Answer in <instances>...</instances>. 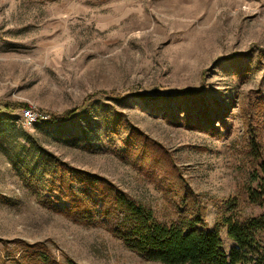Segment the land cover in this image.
Listing matches in <instances>:
<instances>
[{
  "label": "rangeland",
  "instance_id": "rangeland-1",
  "mask_svg": "<svg viewBox=\"0 0 264 264\" xmlns=\"http://www.w3.org/2000/svg\"><path fill=\"white\" fill-rule=\"evenodd\" d=\"M263 54L264 0H0V103L25 105L0 110V264L22 249L17 240L75 264H160L55 211V179L69 180L60 166L107 180L160 218L176 207L179 174L212 225L213 200L240 180ZM184 89L225 112L195 126L177 104Z\"/></svg>",
  "mask_w": 264,
  "mask_h": 264
},
{
  "label": "trees",
  "instance_id": "trees-1",
  "mask_svg": "<svg viewBox=\"0 0 264 264\" xmlns=\"http://www.w3.org/2000/svg\"><path fill=\"white\" fill-rule=\"evenodd\" d=\"M241 57L247 56L243 54ZM254 93L255 99L248 102L246 108L255 129L254 132L248 129L243 159L238 167L240 180L234 194L213 200L216 212L212 225L207 222V207L201 196L183 182L179 174L169 186L177 194L176 207L160 218L150 206L107 180L80 172L74 175L60 166L68 172L69 180L63 176L55 179L57 188L54 190L64 199V204L52 205V208L77 223L99 224L145 261L160 264H264V212L256 215L246 212L252 205L264 207V145L258 135L264 132V95L258 90ZM179 94L178 106L200 128L202 121L210 125L213 121L210 117L217 119L226 110L200 90L184 89ZM23 106L0 103V110ZM70 115L50 117L43 123L39 117L36 120L41 124L59 123ZM244 123L250 127L248 121ZM214 128L204 130L209 132ZM70 184L81 189L75 191ZM223 234L231 243L227 250L224 249ZM15 243L22 249L18 254L15 250L7 253L11 264H75L55 258L44 243L29 244L20 240Z\"/></svg>",
  "mask_w": 264,
  "mask_h": 264
},
{
  "label": "built area",
  "instance_id": "built-area-1",
  "mask_svg": "<svg viewBox=\"0 0 264 264\" xmlns=\"http://www.w3.org/2000/svg\"><path fill=\"white\" fill-rule=\"evenodd\" d=\"M24 118L34 120V114L30 110H25L23 112Z\"/></svg>",
  "mask_w": 264,
  "mask_h": 264
}]
</instances>
